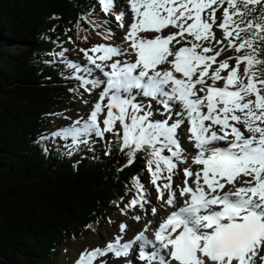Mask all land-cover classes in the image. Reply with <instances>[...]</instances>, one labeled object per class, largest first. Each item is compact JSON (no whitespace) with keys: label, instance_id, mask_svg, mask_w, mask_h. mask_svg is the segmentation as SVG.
<instances>
[{"label":"snow or ice","instance_id":"obj_1","mask_svg":"<svg viewBox=\"0 0 264 264\" xmlns=\"http://www.w3.org/2000/svg\"><path fill=\"white\" fill-rule=\"evenodd\" d=\"M98 3L125 31L121 36L107 30L103 38L111 43L81 48L83 66L67 63L81 88L101 91L86 118L50 135L71 138L66 145L71 155L93 135L104 140L111 133L121 158L127 156L125 167L137 152L147 150L156 199L163 200L161 208L174 210L161 218L150 236L152 220L131 239L118 234L103 247L85 248L74 264H107L109 254L113 264H131L119 258L128 257L134 246L143 264H264V77L255 70L264 64L257 58V42L264 41V0H121L116 12L117 0ZM256 5H261V15L247 19ZM222 6L217 24L215 13ZM214 25L222 30L221 39H216ZM168 27L176 31L162 35ZM76 28L79 31V20ZM228 49L238 55L217 60ZM64 51L52 55L63 57ZM232 59L234 66L228 63ZM137 97L151 98L175 119L171 124L153 122L152 112L144 111ZM181 126L196 150L191 164L197 165L195 170L191 165L183 169V187L172 183L177 162L185 159L177 138ZM111 143L105 142L104 155L110 153ZM165 148L167 156L162 155ZM132 181L137 195L122 214L137 205L144 210L148 204L144 185L138 177ZM151 211L155 215L157 207ZM127 227L120 223L119 233Z\"/></svg>","mask_w":264,"mask_h":264},{"label":"trees","instance_id":"obj_2","mask_svg":"<svg viewBox=\"0 0 264 264\" xmlns=\"http://www.w3.org/2000/svg\"><path fill=\"white\" fill-rule=\"evenodd\" d=\"M105 15L98 0H0V264H56L63 245L100 223L102 209L135 196L132 177L143 184L147 150L125 167L113 134L108 155L105 147L68 155L46 132L53 114L74 105L83 89L66 66L76 61L63 37L94 38L108 26ZM259 15L256 5L246 18ZM257 43L264 60V41ZM62 50L63 57L52 55ZM255 70L264 77V64Z\"/></svg>","mask_w":264,"mask_h":264},{"label":"rangeland","instance_id":"obj_3","mask_svg":"<svg viewBox=\"0 0 264 264\" xmlns=\"http://www.w3.org/2000/svg\"><path fill=\"white\" fill-rule=\"evenodd\" d=\"M120 2H121V0H117V5L113 9V12H116L119 10ZM107 19H108L107 21L109 23L107 28H104L103 30H101V29L94 30L93 29L96 32L95 38L88 37V39L85 40V42H80L77 40L76 41H74V40L70 41L67 36L64 37V43H67L66 49L73 50L75 52V54L73 55V58H74V61H76V63H79L81 66L86 64V60L84 58L83 53L79 51L81 48L89 49L95 44L111 43L112 42L111 40H105L103 38L104 34L107 30H111L114 34H118L121 36L123 35V32L125 31V29H120L118 27L117 22L115 21V18H114V15L112 12H111V16L108 17ZM221 19H222L221 17L216 16V23L219 24ZM126 21H127V15L125 16V22ZM99 30L101 32H99ZM174 31H176V29H174L172 27H168L162 31V35H167L170 32H174ZM213 32L215 34L216 39H221L222 30H220L218 27H216L214 25L213 26ZM186 38H188V37H186ZM80 39H81V37H80ZM83 39H84V37H83ZM178 46L179 45H177V47ZM226 52H227V54H226ZM226 52H222V54H221L222 58H224V59L226 57H229V56L234 57V56L238 55L234 51V49H228ZM239 54L242 55L241 53H239ZM228 63L230 66H234L235 60L234 59L229 60ZM239 71L242 73L243 64L240 65ZM82 91H83L82 97L77 98L75 100L76 102L74 105H72L70 107H62L57 112H55L53 114L51 121H50V125L48 126V133L49 134H51L52 132H54V131L62 128V127L69 126L73 121L77 120L78 118H81V117L86 118L88 112L91 109V103L94 102L98 98V95H99V92L101 91V89L96 88L94 91H91V92H86L84 89H82ZM140 98L141 97H137V99H140ZM85 101H88L89 103H85ZM149 110L155 111V113L150 117V120H152L153 122L167 121L169 124H171L172 121L175 119L174 116H170V118L167 120L169 114L167 112H165V110L148 108L147 111H149ZM178 110H179L178 108H175V107L173 108V111H178ZM157 115L160 116L158 119L156 118ZM101 119H102V117H101ZM240 127H241V130L243 131L242 125ZM107 135H108V133L105 134L104 140H100V138H97L93 135L90 138L88 144L82 143L77 148L79 149V151H82V150L87 149V148L102 150L105 147ZM55 138L60 139V140H64V141H61V144L63 146H66L67 144H71V138L63 139L59 136H57ZM177 138H178V143L181 146V154L185 159H184L183 163L177 162V168L175 169V173L172 176V183L174 186L179 185L180 187H183V179H184L183 169L185 167H188L189 165H191V167L194 166L192 168H193V170H195L197 165L191 164V157H192V156H190V154L192 153L191 151L186 152L185 154L182 153L184 150V144H186V143H187V145H189L191 147V149H193L192 141L187 139V133H186L185 126H181V128H179L177 130ZM164 150L166 153L163 152V154L165 156L169 155L167 149L165 148ZM142 178H143L142 182L144 183V185H145L144 187H145V190L147 192L146 199L148 200V204L145 205L144 210H142L137 205L135 207L126 209L125 212L122 214L121 209L124 208V205L127 204L128 201H130L132 198L130 200H126V201H125V199H122L117 204V207H118L117 209L108 210L106 212H104V209H102L103 218L100 219V223L97 225V227L94 229H90L87 232H83L81 234V236L79 238H77L78 239L77 241L69 243L66 246L62 247L60 255L58 256V259H57V264H74V261L78 257L79 253L81 251H83L85 248L92 249V248L97 247V246L103 247L107 242L114 239L115 236L118 234L122 235L123 240H125V241L128 239H131L138 231H140L143 228L144 224L147 222L146 219L157 217V219L153 221V224L149 228L148 233L151 235L153 228L156 227V225L160 222L161 218L166 213V211H168L172 208L168 207L167 205H165L163 208L160 207V200L156 199V196H157L156 188L150 182V179H151L150 173L147 172L146 175H144ZM136 195H137V193H136ZM177 197H178V190H177ZM164 198L166 200L167 193H165ZM179 203H182V198H180V197L178 200V206H179ZM153 206L157 207V212L155 215H153L152 211H151ZM163 209H164V211H163ZM137 215H139L141 217V219L139 221H137L133 218ZM120 223H124L128 226L123 234L119 233V224ZM106 227H108V229H106ZM68 246H70V247H68ZM66 247H68V248H66ZM135 247L136 246H134V250H135ZM133 251L130 252L128 257H124L123 260H121L120 258L119 259L121 261H124V260H130L132 257H134L135 260H138L136 257V251H135V254L133 253ZM113 261H114V258L111 257V259H109L106 262H107V264H113Z\"/></svg>","mask_w":264,"mask_h":264},{"label":"bare ground","instance_id":"obj_4","mask_svg":"<svg viewBox=\"0 0 264 264\" xmlns=\"http://www.w3.org/2000/svg\"><path fill=\"white\" fill-rule=\"evenodd\" d=\"M86 4V3H85ZM84 8H86V7H84ZM119 11V10H118ZM224 52H226V51H224ZM225 54V53H224ZM226 54H227V52H226ZM134 58V57H133ZM71 60H74L72 57L70 58ZM231 62V61H230ZM170 116V115H169ZM46 132H48V131H46ZM247 134V133H246ZM61 141H64V140H61ZM67 141V140H66ZM189 146V145H188ZM96 150V149H95ZM163 199H165V198H163ZM179 200V195H178V197H177V201ZM163 203V200H160V205ZM171 210H174V209H170V210H168V211H171ZM163 211H164V209H163ZM167 211V212H168ZM157 219V217L156 218H148V219H146L147 221L148 220H152V221H154V220H156ZM132 226V225H131ZM133 227V226H132ZM149 236H150V234L149 233H147ZM133 253L135 254V250L133 251ZM132 253V254H133ZM131 264H139V263H134L133 261L131 262Z\"/></svg>","mask_w":264,"mask_h":264}]
</instances>
